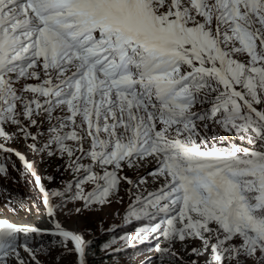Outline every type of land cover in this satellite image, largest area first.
Returning <instances> with one entry per match:
<instances>
[{
	"label": "snow or ice",
	"instance_id": "1",
	"mask_svg": "<svg viewBox=\"0 0 264 264\" xmlns=\"http://www.w3.org/2000/svg\"><path fill=\"white\" fill-rule=\"evenodd\" d=\"M17 135L72 179L49 191L0 143L54 224L0 219V264H41L29 242L46 233L87 264L92 241L58 210L103 206L121 181L132 193L149 177L159 186L136 195L126 220L160 217L137 235L163 237L161 264H184L175 244L195 241L190 264H264V0H0V139ZM145 162L155 167L137 180L121 175Z\"/></svg>",
	"mask_w": 264,
	"mask_h": 264
},
{
	"label": "rangeland",
	"instance_id": "2",
	"mask_svg": "<svg viewBox=\"0 0 264 264\" xmlns=\"http://www.w3.org/2000/svg\"><path fill=\"white\" fill-rule=\"evenodd\" d=\"M6 131L15 132V128L6 127ZM32 131L35 132L36 129H32ZM0 140L9 148L24 154L35 164L36 171L41 175L44 185L49 191H62L65 184L72 179L60 168L61 160L54 157H42L33 152L28 147L32 141H25L18 135L7 142ZM236 142L240 143L239 140ZM15 151H0V164L7 168V176L0 175V219H9L11 222L25 225L31 217L46 213V206L42 200L40 202L41 195L35 186L34 177L31 174H23L25 172L24 165L15 155ZM145 163L146 166L142 164L138 169L125 168L121 175L137 180L139 176L146 175L155 167L154 164ZM48 177H52V179L49 180ZM148 180L147 184L142 185L139 189H133L132 193L127 191L131 185L121 181L119 193L109 198L111 203L103 206L92 205L81 213H76L75 208H82L83 202L74 201L67 203L64 209L58 210L56 217L64 227L84 232L85 239L92 241L91 249L86 257L87 264H95V260L99 264H161L158 259L157 248L158 246H166L163 237L159 233L147 231L140 234L147 236V239L142 240L137 235L139 229H148L159 223L160 217L126 220L129 205L133 203L136 195L141 192L143 195H147V192L154 191L159 186V184L152 182L151 177ZM92 188L93 185L91 184L85 186L86 191H91ZM66 199L67 197H65ZM19 201H23V207L20 206ZM53 202L54 204L60 203V198H53ZM126 235L130 236L131 239L128 241L121 239ZM114 238L116 243L104 249L103 245ZM58 240L59 237L51 234H33L29 247L37 250V259L41 261V264H76V254L68 253L58 247L56 243ZM199 243V241L189 243L187 251L182 250L180 242L175 244V249L183 257L184 264H190L194 257L188 255V252L191 251L192 247L199 246ZM19 251L26 261H30L28 253L23 248ZM205 259L207 256L200 258L201 264ZM11 264H15V261H11ZM165 264L168 262L165 261ZM175 264H182V261L176 259Z\"/></svg>",
	"mask_w": 264,
	"mask_h": 264
},
{
	"label": "bare ground",
	"instance_id": "3",
	"mask_svg": "<svg viewBox=\"0 0 264 264\" xmlns=\"http://www.w3.org/2000/svg\"><path fill=\"white\" fill-rule=\"evenodd\" d=\"M56 219H57V217H56ZM25 225H34V226H37V227L42 228V229L54 230V224L51 222L50 218L47 217L45 212L42 214H38L35 217H31L29 222H27V224H25ZM65 228H67V227H65ZM67 229H70V227H68ZM21 256H23V254Z\"/></svg>",
	"mask_w": 264,
	"mask_h": 264
},
{
	"label": "trees",
	"instance_id": "4",
	"mask_svg": "<svg viewBox=\"0 0 264 264\" xmlns=\"http://www.w3.org/2000/svg\"><path fill=\"white\" fill-rule=\"evenodd\" d=\"M35 186H36V185H35ZM41 200H42V199L40 198V202H41ZM95 264H99V262H98L97 260H95Z\"/></svg>",
	"mask_w": 264,
	"mask_h": 264
}]
</instances>
